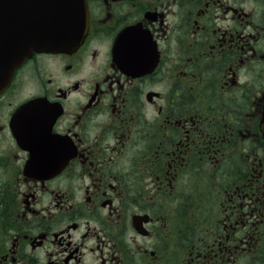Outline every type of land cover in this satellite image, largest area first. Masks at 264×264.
<instances>
[{
	"label": "flooded vegetation",
	"instance_id": "af4514ba",
	"mask_svg": "<svg viewBox=\"0 0 264 264\" xmlns=\"http://www.w3.org/2000/svg\"><path fill=\"white\" fill-rule=\"evenodd\" d=\"M86 1L0 93V264H264V0Z\"/></svg>",
	"mask_w": 264,
	"mask_h": 264
},
{
	"label": "water",
	"instance_id": "95a60500",
	"mask_svg": "<svg viewBox=\"0 0 264 264\" xmlns=\"http://www.w3.org/2000/svg\"><path fill=\"white\" fill-rule=\"evenodd\" d=\"M88 21L86 0H0V93L33 53L75 51Z\"/></svg>",
	"mask_w": 264,
	"mask_h": 264
}]
</instances>
